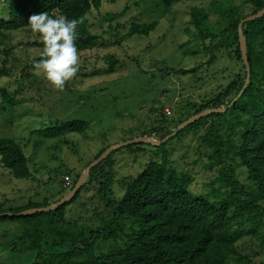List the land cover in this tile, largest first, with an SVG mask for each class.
I'll list each match as a JSON object with an SVG mask.
<instances>
[{
    "label": "trees",
    "instance_id": "obj_1",
    "mask_svg": "<svg viewBox=\"0 0 264 264\" xmlns=\"http://www.w3.org/2000/svg\"><path fill=\"white\" fill-rule=\"evenodd\" d=\"M103 1L3 0L0 77L12 76L17 62L22 64L18 79L27 81L35 72L33 62L41 59L43 44L28 24L33 14L47 12L78 19L79 54L105 47L108 42L91 31L88 21V15L99 10ZM185 1L193 0H162V4L165 9H171ZM245 1L252 7L251 15L264 9V0ZM213 5L222 18L212 22L206 10L194 8L190 22L197 40V51L193 54L203 49L209 61L176 73L191 75L196 83L205 81V75L199 74L223 52L237 71H232L230 81L202 103L189 100L184 105L179 103L176 110L179 115L175 119L168 118L162 108L160 119L152 122V128L143 132V137L162 135L161 141L189 118L205 110L227 108L243 90L247 73L238 27L247 15L221 6L218 0ZM107 19L111 20L112 16ZM156 26V23L132 24L122 37L126 40L136 35L148 36ZM243 33L250 82L226 112L213 113L175 133L162 145L153 146L158 147V159L149 161L136 177L124 178L119 198L113 196L112 165L106 160L93 167L83 188L95 183L98 197L106 207L107 218H101L98 226L66 218L67 206L76 201L83 188L69 203L51 212L17 217L15 214L39 206L30 203L15 210L0 205V257H17L31 250L38 264H264V17L245 23ZM31 50L37 54L31 57ZM105 61L109 64L106 72H115L117 60L108 56ZM162 73L172 74L175 70ZM16 94L12 96L7 89H0L4 110L9 105H20ZM154 111L158 113L157 109ZM41 124L44 127L40 129L29 128L30 137L38 138L36 148L43 139L83 135L89 129L80 120L51 119ZM189 132L197 135L194 152L199 157L191 164L205 159L204 169L216 174L204 185L207 190L201 194L192 191L195 179L191 172H179L166 149ZM0 165L17 179L32 178L29 158L21 142L14 138L0 137Z\"/></svg>",
    "mask_w": 264,
    "mask_h": 264
},
{
    "label": "rangeland",
    "instance_id": "obj_2",
    "mask_svg": "<svg viewBox=\"0 0 264 264\" xmlns=\"http://www.w3.org/2000/svg\"><path fill=\"white\" fill-rule=\"evenodd\" d=\"M214 1H185L165 9L162 0H104L99 10L88 15V21L91 31L108 43L103 48L79 54L78 71L63 89L54 88L43 74L36 72L27 81L18 79L20 62L14 64L12 76L0 77V89H7L12 96L17 93L16 98L21 101L15 107L9 105L7 110L0 104V137L21 142L33 174L28 180L17 179L0 165V205L15 210L30 203L38 208H46V203L47 207L55 205L72 192L77 175L95 162L102 149L142 138L143 132L152 128V122L160 119L162 108L168 118L175 119L179 115V103L184 105L188 100L202 103L204 98L217 93L219 86L229 82L232 71L237 68L225 52L218 54L217 61L212 66L206 65V71L199 74L200 77L205 75L207 82L205 79L196 83L191 75L176 73V70L192 69L209 61L202 45V50L193 54L197 51V40L190 22L194 8L206 10L212 22L222 18L215 11ZM218 2L226 8H235L238 13L252 14L251 5L245 0ZM108 16L112 19L108 20ZM149 23L157 26L148 36L123 39L132 24ZM29 54L32 57L37 53L31 50ZM108 56L117 60L115 72L109 74L106 72L109 64L105 61ZM171 70L175 73H162ZM51 119L84 121L89 129L83 135L74 133L43 139L39 147H34L38 138L30 137L29 128L40 129L44 127L42 121ZM144 137L154 142L164 140L160 141L162 135ZM196 137L189 132L166 149L179 172H191L195 179L192 191L201 194L207 190L204 185L216 174L204 169L205 159L191 164L199 158L194 152ZM157 150L158 147L141 143L120 147L108 156L106 160L114 173L115 198L122 194L124 178L136 177L149 161L158 159ZM66 179L71 182L69 186H65ZM66 218L94 226L102 223L101 218H107L95 183L85 186L76 201L67 206ZM0 264L38 262L34 252L28 250L17 257H0Z\"/></svg>",
    "mask_w": 264,
    "mask_h": 264
},
{
    "label": "clouds",
    "instance_id": "obj_3",
    "mask_svg": "<svg viewBox=\"0 0 264 264\" xmlns=\"http://www.w3.org/2000/svg\"><path fill=\"white\" fill-rule=\"evenodd\" d=\"M78 19L47 12L29 17V26L38 33L43 44L38 61L33 62L37 75L43 74L56 89H63L78 71L79 53L76 46Z\"/></svg>",
    "mask_w": 264,
    "mask_h": 264
},
{
    "label": "water",
    "instance_id": "obj_4",
    "mask_svg": "<svg viewBox=\"0 0 264 264\" xmlns=\"http://www.w3.org/2000/svg\"><path fill=\"white\" fill-rule=\"evenodd\" d=\"M262 17H264V9L261 10L260 12L256 13V14L247 16L239 24L238 34H239L240 51H241L243 63H244L245 68H246L247 76H246V81H245V85H244L243 90L241 91L239 96L232 102V104L234 102H236L242 96L245 88L248 86V84L250 82V77H251V69H250V65H249V62H248V58H247L246 39H245V36H244V33H243V26L247 22H252V21H255L256 19H259V18H262ZM232 104L230 106H228L227 108H224L222 110H205V111H203V112H201V113L189 118L182 125H180L179 128L171 136L166 137L162 142L149 141L146 137H142V138H138V139L132 140L130 142H126V143H123V144H120V145H116V146H112V147L107 148L95 162L91 163L89 166H87L83 170V172L81 173L80 178H79L78 182L76 183V185L74 186L72 192L67 197H65L63 200H61L60 202L56 203L53 206H49V207H46V208L29 209V210L20 212V213L15 214V215L17 217H21V216L32 215V214H35V213L51 212V211H54V210L58 209L59 207L63 206L64 204L69 203L76 196L77 192L79 190H81V188H83V186L85 185V183L87 181V178H88V175H89V172L91 171V169L93 167L99 165L101 162L105 161L108 158V156L113 151L117 150L120 147H125V146L133 145V144H141V143H147V144H150L152 146H160L163 143H165L169 138L174 136L175 133L187 128L188 126L194 124L195 122H197V121H199V120H201V119H203V118H205V117H207V116H209V115H211L213 113L226 112L227 109H229L232 106ZM7 215L8 216H13V214H11V213H7Z\"/></svg>",
    "mask_w": 264,
    "mask_h": 264
},
{
    "label": "built area",
    "instance_id": "obj_5",
    "mask_svg": "<svg viewBox=\"0 0 264 264\" xmlns=\"http://www.w3.org/2000/svg\"><path fill=\"white\" fill-rule=\"evenodd\" d=\"M167 113H168V114H170V112H169V111H167ZM70 183H71V182H70L68 179H66V184H65V186H69V185H70Z\"/></svg>",
    "mask_w": 264,
    "mask_h": 264
}]
</instances>
